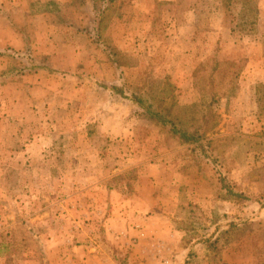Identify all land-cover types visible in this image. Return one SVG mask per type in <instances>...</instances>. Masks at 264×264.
Returning a JSON list of instances; mask_svg holds the SVG:
<instances>
[{
  "label": "rangeland",
  "instance_id": "1",
  "mask_svg": "<svg viewBox=\"0 0 264 264\" xmlns=\"http://www.w3.org/2000/svg\"><path fill=\"white\" fill-rule=\"evenodd\" d=\"M91 1L0 81V264H264V0Z\"/></svg>",
  "mask_w": 264,
  "mask_h": 264
},
{
  "label": "crops",
  "instance_id": "2",
  "mask_svg": "<svg viewBox=\"0 0 264 264\" xmlns=\"http://www.w3.org/2000/svg\"><path fill=\"white\" fill-rule=\"evenodd\" d=\"M85 1V0H81ZM85 7L88 8V13L90 15H95V6L92 4L91 0H86ZM106 1V0H105ZM84 5V4H83ZM54 8L55 16L51 9ZM72 10V0H0V81H4L5 77L14 75L11 69V65L15 64L16 56L25 52L31 53L32 48L35 46L31 45L29 39H27V35L31 33L33 27L38 29L41 32L43 39H48V32L50 31H70L75 27L72 24L62 23L60 20L67 13V10ZM73 15H80L79 10L74 11ZM100 15L105 14V9L99 12ZM91 24L95 27L97 26V30L99 31V26L92 21ZM69 25H72L71 27ZM81 29V27H78ZM93 31V28L91 29ZM52 33V32H51ZM76 39V38H75ZM89 41H91L88 38ZM78 39L75 41L67 39L63 40L59 45V49L56 50L55 45L49 43L48 46H39L38 50L40 54H48L52 59H57L60 61V65L58 62L54 63V66L49 65L46 69L43 67L42 63L40 64L39 58L37 59L39 64L38 73L43 75L44 72H51L52 70H58L59 72L66 71L68 72L73 68L74 65V57H78L81 55V48L78 43ZM89 45L93 44V42H89ZM98 44V43H97ZM95 46H98L95 44ZM15 56V57H14ZM50 64V63H49ZM56 65V66H55ZM62 65V67H61ZM62 77H66V75H62ZM1 84V83H0ZM46 87V85L44 86ZM7 94L10 96H14L16 89L13 85L7 84ZM11 89V90H10ZM34 90H40L41 87H35ZM50 89V88H49ZM32 91L29 88V92ZM41 100L40 103H43L44 96H47V92L44 89L40 90ZM56 90L54 93H56ZM84 89H73L72 92L64 91L62 94L71 95V94H79L84 92ZM96 96L100 97V93L97 91H93ZM58 93V92H57ZM105 96V95H104ZM13 99V98H12ZM60 99H56V104L59 105ZM87 101V100H84ZM66 104L67 101L63 102ZM106 105H104L105 108ZM96 112H100L103 110L102 106L96 107ZM106 110V109H104ZM99 118L101 121L107 119L105 117V112L102 113ZM117 117V115L115 116ZM111 117V118H115ZM111 118H108L111 120ZM118 118L112 121L111 125H119ZM105 127V125H104ZM112 132L109 133V136H112ZM120 133H117V135Z\"/></svg>",
  "mask_w": 264,
  "mask_h": 264
},
{
  "label": "trees",
  "instance_id": "3",
  "mask_svg": "<svg viewBox=\"0 0 264 264\" xmlns=\"http://www.w3.org/2000/svg\"><path fill=\"white\" fill-rule=\"evenodd\" d=\"M151 118L152 120H155L160 126L168 128L170 133L173 134V136H177L183 144H198L203 138V135L199 131L188 133L183 129L179 130L177 128V124L174 121L167 120L162 116L151 114Z\"/></svg>",
  "mask_w": 264,
  "mask_h": 264
}]
</instances>
